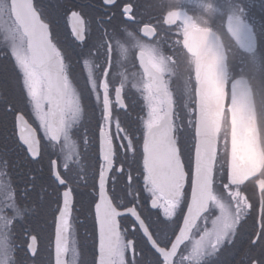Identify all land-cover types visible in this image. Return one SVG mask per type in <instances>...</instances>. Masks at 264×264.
I'll return each instance as SVG.
<instances>
[{"label": "snow or ice", "instance_id": "1", "mask_svg": "<svg viewBox=\"0 0 264 264\" xmlns=\"http://www.w3.org/2000/svg\"><path fill=\"white\" fill-rule=\"evenodd\" d=\"M254 6L0 0V264H264Z\"/></svg>", "mask_w": 264, "mask_h": 264}, {"label": "flooded vegetation", "instance_id": "2", "mask_svg": "<svg viewBox=\"0 0 264 264\" xmlns=\"http://www.w3.org/2000/svg\"><path fill=\"white\" fill-rule=\"evenodd\" d=\"M197 2L198 0H140V5L145 12V19H149L150 17L154 15H159L160 6L165 3H179L180 6L187 9L191 14H193L197 18H200V9L197 7ZM215 3H217V5H222L224 3V0H215ZM245 3H246V0H245ZM262 4H264V0H255V6L247 10V15L245 16V19H252L253 24L259 26L257 22L258 21L260 22L261 18L264 17V10L261 9ZM213 24H214V27L220 32L225 44L228 45L229 61L231 60L235 61L236 59L239 60V58H243L239 54L243 52H241V50L236 46V44L233 42V40L229 37L227 33L226 17L215 18L213 21ZM250 25L253 27L255 31L254 26L252 24ZM165 32H166V26H160V33H161L162 40L167 39V37L164 35ZM258 32H260L259 28H258ZM2 44H3V39L2 37H0V45ZM173 88L176 91V81L175 80L173 82ZM137 111H139V108H137ZM80 219L83 220L82 217ZM88 224H89V221L85 225L78 224L76 226L78 238H79V235L81 236V233H84L83 228H86Z\"/></svg>", "mask_w": 264, "mask_h": 264}, {"label": "trees", "instance_id": "3", "mask_svg": "<svg viewBox=\"0 0 264 264\" xmlns=\"http://www.w3.org/2000/svg\"><path fill=\"white\" fill-rule=\"evenodd\" d=\"M245 20H246V22H248V23H250V24H252L254 26L255 31L257 33H259L258 32V28L260 29V31L261 30H264V17L261 18L260 22L259 21L257 22V24H259V26L254 25L252 19H245ZM239 54L243 58H239V60L236 59L235 61H232L231 60L229 62L233 66L234 69H237L238 70L240 68H244L246 74H248V69H247V66H246V63H245V61H246V55L243 54V53H239ZM258 55L264 57V40H262V41L259 42V45H258ZM185 67H186V63L182 62L181 65L179 66L180 69L179 68L178 69L180 70V72H182ZM177 82L179 83V85H180V87L182 89V87H183L182 81H178L177 80ZM253 86L257 89V100L259 102V99H260V97H259V89H260V79H259V77L257 79H255V80H253ZM177 87H179V86H177ZM179 88H177V91H176L178 95L180 93ZM86 231L88 233L89 241H91V222L90 221H89L88 226H86V228H83V232L84 233H81V236L79 235V238L83 237L85 235V232Z\"/></svg>", "mask_w": 264, "mask_h": 264}, {"label": "rangeland", "instance_id": "4", "mask_svg": "<svg viewBox=\"0 0 264 264\" xmlns=\"http://www.w3.org/2000/svg\"><path fill=\"white\" fill-rule=\"evenodd\" d=\"M179 69H180V68H179ZM179 69H178V71H180ZM177 80H178V81H181L179 78L175 79V81H176V91H177V88L180 87V85H179V83L177 82ZM177 86H179V87H177ZM179 90L181 91V87L179 88Z\"/></svg>", "mask_w": 264, "mask_h": 264}, {"label": "water", "instance_id": "5", "mask_svg": "<svg viewBox=\"0 0 264 264\" xmlns=\"http://www.w3.org/2000/svg\"><path fill=\"white\" fill-rule=\"evenodd\" d=\"M226 30H227V27H226ZM229 37L233 40V42L236 44V46L239 48L238 44L236 43L235 39L233 37H231V35L228 33ZM240 49V48H239ZM241 50V49H240ZM241 52H243L241 50ZM244 53V52H243Z\"/></svg>", "mask_w": 264, "mask_h": 264}]
</instances>
